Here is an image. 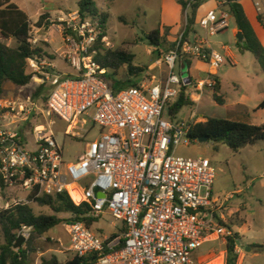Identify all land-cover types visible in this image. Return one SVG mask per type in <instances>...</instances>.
<instances>
[{"label": "built area", "instance_id": "1", "mask_svg": "<svg viewBox=\"0 0 264 264\" xmlns=\"http://www.w3.org/2000/svg\"><path fill=\"white\" fill-rule=\"evenodd\" d=\"M219 3L223 6L225 0ZM254 9L257 17L263 18L264 27V0H255ZM229 17V12L208 11L197 21L204 31L202 39L185 40L182 32L174 47L160 54L150 67H165L162 79L151 77L118 92L106 78L109 70L91 56L96 25L81 22L77 14L72 18L75 25H67L62 31L60 28L62 33L72 30L64 36L60 57L74 75L55 73L51 65L36 57L28 60L32 79L51 86L42 113L64 123V136L85 139L96 127L97 137L85 144L79 158L65 164L62 147L42 125L32 130V151L24 148L17 134L0 129V170L5 191L22 190L28 197L33 192L35 197L66 193L75 206L88 207L86 217L99 219L107 213L121 221L122 233L103 238L83 222L64 224L69 250L84 260L81 264H203L194 258L203 241L218 238L226 244L233 236L225 219L226 200L212 194L215 171L210 161L174 155L179 145L197 141L190 137L199 121L196 113L191 111L187 119H172L167 111L181 87L202 92L205 86L215 85V71L224 60L211 51L208 38L225 31ZM36 44L32 38V45ZM186 59H196L208 68L205 77L193 86L189 75L181 78L174 73L177 64L180 71V63ZM35 72L41 77L37 78ZM191 100L199 102L200 96ZM27 106L29 110L21 103L0 100V112L23 115L22 122L36 109L30 99ZM85 117L90 118L91 128H87ZM71 191L79 196L78 201ZM27 203L22 199L4 201L1 209ZM30 233L31 227L22 226L17 236L26 242ZM233 253L237 257L244 254L237 242Z\"/></svg>", "mask_w": 264, "mask_h": 264}, {"label": "rangeland", "instance_id": "2", "mask_svg": "<svg viewBox=\"0 0 264 264\" xmlns=\"http://www.w3.org/2000/svg\"><path fill=\"white\" fill-rule=\"evenodd\" d=\"M11 1L27 11L31 22V37L40 40L46 39L48 42V44L38 42L34 47L43 48L46 55L54 58L53 64L56 73L74 75L75 71L63 59L58 58L57 54L64 48L63 33L60 32V28L62 31L67 25L76 24L72 18L77 14V2L79 0ZM95 1L97 6L108 15L106 37L102 40L104 48L106 50L127 51L134 57L132 62L134 66L147 67L146 71L135 77L136 80L147 82L151 77L156 80L162 79L165 76V67L161 66L152 70L149 68L158 58L155 51L157 50L162 54L170 49L175 39L184 31L190 11L183 12L176 0ZM218 1L224 2V0ZM252 1L243 0L242 3L239 2L247 17H251L249 3L252 5ZM202 5V13L205 12L204 14L211 9L216 13L225 10L221 7L217 9L210 0H206ZM50 10L54 14L52 18L48 12ZM43 14L46 15L44 24L37 28L36 22ZM229 16V27L225 31L208 38L211 51L218 53L224 60L217 68V75L220 80V88L217 94L223 96L225 103L219 105L214 101L212 86H205L202 92H197L193 87H190L191 97L195 99L200 96V101L195 102L192 107L184 108L179 114L180 119H187L190 112L194 111L199 119L198 122L212 117L253 125L262 124L259 116L253 113L246 116L245 112L241 115L240 110L236 109L235 106L241 102L240 98L244 96L249 100L245 103L249 109L251 106L249 102H255L261 94H264V73L249 52H240L236 39V23L231 14ZM192 29L194 33L204 36V31L199 28L198 22L193 25ZM155 30H158L160 36L159 47L151 46L147 39V35ZM8 45L14 46L15 41L11 40ZM224 47L229 48L234 65L226 57ZM94 55L95 52L91 56L94 57ZM191 69L193 73L198 74V78L194 79L195 83L203 79L208 70L205 64L196 59H191ZM27 71L32 74L29 64ZM174 73H179L181 78L187 77L186 63L184 61L180 63V71L177 64ZM35 75L37 78L41 77L38 72H35ZM127 77L126 68H122L118 71L115 79L125 81ZM39 86L42 87L41 92L36 96L35 93ZM50 89L51 86L48 82H40L34 79L25 87H17L10 82H5L0 100L21 103L26 107L25 109L29 110L27 100L30 99L35 104L36 109L29 112L25 122H22L23 115L1 111L0 129L6 133L17 134L24 148L32 151L35 149L32 130L35 126L42 125L46 130L52 132L55 140L62 147L63 161L68 164L82 155L85 144L97 137L98 129L96 127L91 129L90 134L85 139L64 136V123L54 115L47 117L45 113H42L45 110V102ZM88 115L91 118L93 111H90ZM90 118H84L88 122L87 128L92 127ZM174 155L181 158H203L210 161L215 171L212 194L214 198L226 200L227 227L229 226L232 231L241 235L239 245L245 255L242 264H264V141L246 147L237 153L225 145L196 141L189 146L179 145ZM0 196V211L4 201L12 203L15 199H22L28 202L27 204L30 205L36 215L53 214L48 207H39L33 203L26 192L22 190H8ZM72 196L75 201L79 199V196L74 192H72ZM230 212L233 214L231 215ZM58 217L65 219L68 215L59 214ZM64 224H59L35 241L36 251L31 254L29 264H42V259L49 260L52 257L56 258L58 262L64 263L74 257V253L69 250V237L64 230ZM91 231L97 237L103 238L113 233L120 234L124 230L121 221H117L109 214L104 213L93 223ZM0 241H2L1 233ZM258 245H262V248H255ZM248 247L252 248L251 252H246ZM225 251L226 246L222 239H207L199 245L194 253V258L203 264H225V260L221 256Z\"/></svg>", "mask_w": 264, "mask_h": 264}, {"label": "trees", "instance_id": "3", "mask_svg": "<svg viewBox=\"0 0 264 264\" xmlns=\"http://www.w3.org/2000/svg\"><path fill=\"white\" fill-rule=\"evenodd\" d=\"M205 1L176 0L183 12L190 11V16L186 20L183 31L185 40H189L190 35L194 33L192 28L195 24L197 10ZM239 1L225 0V6L228 7L229 13L234 18L237 30L243 35V43L238 44L237 42V46L240 47V52H249L264 73V46L259 41ZM77 16L81 22L91 21L96 24L97 39L90 51L95 52L93 60L102 68L109 70L106 78L110 82L112 90L118 92L125 88L137 86L139 80H136L135 77L146 71L147 67L134 66L132 64L134 57L127 51L106 50L104 48L102 39L106 37L108 15L97 6L95 0H79L77 2ZM45 19L46 15H41L36 22V27H42ZM257 19L263 25V18L257 17ZM67 34H72V30L65 29L63 37ZM147 39L151 46L159 47L160 36L158 30L147 35ZM11 40L15 41L14 46L8 45ZM173 47L174 44H172L170 49ZM155 52L159 58L160 53L157 50ZM42 53L41 48L32 45L31 22L27 13L11 0H0V96L3 93V84L5 82H10L17 87H25L32 82V74L27 71L28 60L34 57L40 58ZM184 62L187 65L189 79L193 86L196 83L189 74L191 60L186 59ZM122 68H126L128 77L125 81H117L115 77ZM214 79L215 85L212 87L213 99L217 104L223 105L225 103L223 96L217 94L220 88V81L216 76ZM41 88V86L37 88L36 96L41 92ZM189 91L190 87H181L176 101L167 107L168 115L172 119L178 118L184 108L193 106L194 103L191 100ZM257 109L264 110V100L260 102ZM190 137L192 140L206 138L208 142L216 145H225L231 151L237 153L246 147L254 146L258 142L264 141V124L253 125L225 118L210 117L194 124ZM5 190L6 186L0 170V193L4 194ZM35 194L36 192H33L28 198L39 207H48L53 214L36 215L28 204L12 205L6 210H1L0 233L2 241H0V264H29L31 254L36 251L34 247L35 241L61 223L83 222L90 228L97 220L86 217L88 207L85 204L75 206L66 193L43 194L38 197H35ZM59 214H65L68 217L65 219L60 218L58 217ZM22 226L31 227L30 238L21 248L14 249L17 231ZM239 239V234L233 232V236L227 240L225 244V264H235L236 255H234L233 249L234 244ZM256 247L260 249L262 245ZM83 261V259L75 255L64 263L58 262L54 257L49 260H41L42 264H81Z\"/></svg>", "mask_w": 264, "mask_h": 264}, {"label": "crops", "instance_id": "4", "mask_svg": "<svg viewBox=\"0 0 264 264\" xmlns=\"http://www.w3.org/2000/svg\"><path fill=\"white\" fill-rule=\"evenodd\" d=\"M211 1V3H212V5H216V8L218 9L219 7H221L222 9H225L224 11L225 12H229V10H228V7L227 6H220V3L217 1V0H210ZM254 1L255 0H253L252 1V5H251V3H249V10H250V13H251V17H247L248 18V20H249V22H250V24H251V26L253 27V29H254V31H255V33H256V35H257V37H258V39H259V41L261 42V44L264 46V27H263V25L261 26V24L259 23V21H258V19H257V15H256V12H255V9L253 8L254 7ZM240 3H242L243 2V0H240L239 1ZM17 5V4H16ZM18 6V5H17ZM20 7V6H19ZM214 7V6H213ZM21 8V7H20ZM21 9H23L26 13H27V11L24 9V8H21ZM226 9H227V11H226ZM202 10H203V5L202 6H200L199 7V9L197 10V13H196V18H195V23L197 22V20H199L202 16H204L205 14V12L204 13H202ZM208 11H212V9L211 10H208ZM207 11V12H208ZM49 12V14H50V16H51V18L54 16V14L51 12V10L50 11H48ZM77 12V11H76ZM206 12V13H207ZM230 14V13H229ZM27 15H28V13H27ZM28 17H29V15H28ZM29 19H30V17H29ZM33 22H35V21H33ZM52 26H54V25H52ZM52 26H50V27H52ZM57 27H59V25H57ZM236 36H237V33L239 32L237 29H236ZM203 37L202 36H200V35H198L197 33H192L191 35H190V39L191 40H195V41H199L200 39H202ZM34 39H36L37 40V44H38V42H45V43H47L48 44V42L46 41V39H44V40H40V39H37V38H34ZM40 40V41H39ZM176 40V39H175ZM63 42H64V37H63ZM175 42V41H174ZM174 44V43H173ZM44 47V46H43ZM49 47V46H48ZM48 47H46V48H48ZM226 48V51H224L225 52V54H226V57L228 58V60L230 61V63H232L233 65H234V62H232V54L230 53V50H229V48H227V47H225ZM42 51H43V53H42V56L40 57V58H38L39 59V62H44V63H48L49 65H51V68H52V71L53 72H55L56 73V71H55V66H54V64H53V57H49L48 55H46V53L44 52V50H43V48H42ZM64 51V48H63V50L60 52V53H62ZM60 53H58L57 54V56H58V58H60L61 60H62V58L60 57ZM152 66V65H151ZM151 66H149V68L151 67ZM212 71H214V70H212ZM216 72V77H218V75H217V70L215 71ZM59 74V73H58ZM189 74H190V76L193 78V79H195V78H198V74L197 73H193L192 72V69L190 68V70H189ZM219 79V78H218ZM220 81V80H219ZM246 99V97H244V96H242L241 98H240V103H237L235 106H236V109H238V110H240L239 111V113L242 115L244 112L246 113V116L249 114V113H253L254 115H257V116H259V118H260V120L262 121V124L260 123L259 125H263L264 124V110H261V109H257V106L260 104V102H262V100H264V94H261V96L255 101V102H249L250 104H251V106H249V109L247 108V106L245 105V103L247 102V101H249V100H245ZM226 211H227V207H226V210H225V219H226V223H227V225H228V222H227V214H226ZM230 214L232 215L233 213L232 212H230ZM229 227V226H228ZM230 230L232 231V229L230 228ZM234 232V231H233ZM237 233V232H236ZM239 234V233H238ZM239 236H240V238H241V235L239 234ZM239 242H240V240L239 241H237V244H239ZM224 244V243H223ZM241 247V246H240ZM250 250L249 251H246V252H251L252 251V248L251 247H248ZM255 248H257V247H255ZM221 256H222V258L224 259L225 258V253H222L221 254ZM244 258H245V255L243 254V256L242 257H237L236 256V262H235V264H242V262H243V260H244Z\"/></svg>", "mask_w": 264, "mask_h": 264}, {"label": "water", "instance_id": "5", "mask_svg": "<svg viewBox=\"0 0 264 264\" xmlns=\"http://www.w3.org/2000/svg\"><path fill=\"white\" fill-rule=\"evenodd\" d=\"M236 39H237L238 44H242L243 43V40L244 39H243V35H242V33L240 31L237 33ZM197 141L199 143H206V142H208V140L206 138H199V139H197ZM24 243H25L24 238L21 235H18L16 237V241H15V244H14L13 248L14 249H19V248L22 247V245ZM249 250H250L249 248H246V251H249Z\"/></svg>", "mask_w": 264, "mask_h": 264}, {"label": "bare ground", "instance_id": "6", "mask_svg": "<svg viewBox=\"0 0 264 264\" xmlns=\"http://www.w3.org/2000/svg\"><path fill=\"white\" fill-rule=\"evenodd\" d=\"M71 194H72V191H71Z\"/></svg>", "mask_w": 264, "mask_h": 264}]
</instances>
